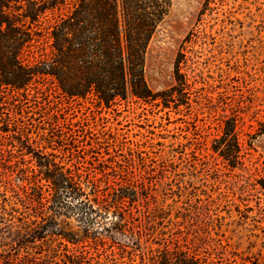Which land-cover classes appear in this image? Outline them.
<instances>
[{"label": "rangeland", "instance_id": "1", "mask_svg": "<svg viewBox=\"0 0 264 264\" xmlns=\"http://www.w3.org/2000/svg\"><path fill=\"white\" fill-rule=\"evenodd\" d=\"M180 52L192 85L189 104L177 91L169 104L129 96L110 106L96 96L38 95L17 114L25 132L47 151L55 148L67 166L99 178L107 191H136L133 202L125 198L137 219L126 231L111 209L96 214L68 197L56 203L52 224L81 239L37 241L58 259L83 251L87 264H160L159 250L186 249L196 237L202 264H264V0H172L146 53L154 92L176 84ZM60 108L66 124L58 121L61 136L49 145L43 137ZM233 115L243 144L237 166L213 149ZM16 134L2 132L11 137L0 136V147L21 149ZM21 208L0 186V251L16 238L21 222L13 209ZM141 220L149 225L139 232Z\"/></svg>", "mask_w": 264, "mask_h": 264}, {"label": "trees", "instance_id": "2", "mask_svg": "<svg viewBox=\"0 0 264 264\" xmlns=\"http://www.w3.org/2000/svg\"><path fill=\"white\" fill-rule=\"evenodd\" d=\"M171 5L172 0H0V136L10 138L2 132L14 131L17 134L12 137L21 144L17 151L0 147V186L22 206L13 209L18 211L21 226L14 230L13 243L0 251V264L89 263L83 251H66L58 259L51 249L44 250L37 243L51 236L74 245L81 242L76 233L52 224V207L65 197L96 214L111 209L120 218L117 224L122 231L137 220L125 202L126 197L132 202L136 199L135 190L129 195L107 191L99 178L67 166L55 148L47 151L50 146L41 147L25 132L27 126L17 114L29 100L38 102V95L48 101L51 97L96 96L110 106L129 96L146 102L163 99L169 104L177 91L189 104L192 85L181 71L186 61L182 52L175 66L176 84L168 90L154 92L145 75L149 43ZM52 116L57 122L49 118L50 132L43 137L49 145L61 136L60 119L66 124L61 108ZM223 121L213 149L237 166L243 163L238 118L233 115ZM141 222L139 232L149 225ZM186 241V249L166 245L159 250L157 261L202 264L198 238Z\"/></svg>", "mask_w": 264, "mask_h": 264}]
</instances>
